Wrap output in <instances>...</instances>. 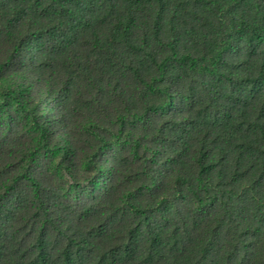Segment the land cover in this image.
<instances>
[{
  "label": "trees",
  "instance_id": "1",
  "mask_svg": "<svg viewBox=\"0 0 264 264\" xmlns=\"http://www.w3.org/2000/svg\"><path fill=\"white\" fill-rule=\"evenodd\" d=\"M0 264H264V0H0Z\"/></svg>",
  "mask_w": 264,
  "mask_h": 264
},
{
  "label": "rangeland",
  "instance_id": "2",
  "mask_svg": "<svg viewBox=\"0 0 264 264\" xmlns=\"http://www.w3.org/2000/svg\"><path fill=\"white\" fill-rule=\"evenodd\" d=\"M55 171H57V174L59 176H62L65 180H67V184H66V187H65L66 193H69V194H71V195H73L75 197H78L79 189L74 185V183L70 180V178L64 174L63 170L56 167ZM84 187H87V188L91 189V185H87V186H84Z\"/></svg>",
  "mask_w": 264,
  "mask_h": 264
}]
</instances>
